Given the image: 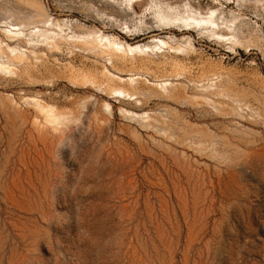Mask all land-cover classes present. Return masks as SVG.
Masks as SVG:
<instances>
[{
    "label": "rangeland",
    "instance_id": "1",
    "mask_svg": "<svg viewBox=\"0 0 264 264\" xmlns=\"http://www.w3.org/2000/svg\"><path fill=\"white\" fill-rule=\"evenodd\" d=\"M137 1L141 13L154 10L157 0ZM174 1L205 11L216 2ZM262 2L261 11L251 7L243 14L244 28L256 29L261 38L250 37L251 43L236 53L195 35L193 70L185 79L178 75L187 72L188 60L171 54L118 66L117 77L110 79L102 76L105 59L71 46L63 55L40 52L38 62L29 56L27 65L40 70L48 63L53 71L38 73L41 88H30L39 82L22 66H16L13 82L0 79V264H264ZM10 3L24 13L32 4L40 6L55 22L103 31L131 44L141 38L115 32L116 20L128 22L132 30L145 27L136 16L95 0ZM103 14L109 17L104 22ZM72 62L86 76L94 73L87 78L98 75L91 79L103 85L100 92L125 88L143 103L167 82V99L135 109L94 91L76 92L81 80ZM177 63L180 69L171 66ZM132 77L139 78L138 88L116 79ZM194 81L199 90L212 86V92H223L227 102L215 94L189 92ZM57 82L60 86L52 88ZM181 87L187 92L171 97ZM33 97L54 104L67 119L57 128L45 125ZM122 109L149 118L131 121Z\"/></svg>",
    "mask_w": 264,
    "mask_h": 264
},
{
    "label": "bare ground",
    "instance_id": "2",
    "mask_svg": "<svg viewBox=\"0 0 264 264\" xmlns=\"http://www.w3.org/2000/svg\"><path fill=\"white\" fill-rule=\"evenodd\" d=\"M95 1L118 10L120 14H125L133 17L136 16V19H140V22L142 24H145V27L143 29L132 30V27L128 22L122 23L121 21L119 22L118 20H116L119 24L115 32L121 30L120 32L123 35L129 36L134 40L141 38V40L131 44L128 41L126 42L124 40L121 41L118 38H112L109 35L103 33V31L94 32L88 29L82 31L83 26H81L80 28V25L75 27L72 23L70 24L69 22H55V20L52 19L51 15L48 12L44 11V8H40V6L36 7V5L32 4L27 13L16 10L14 8L15 6L13 7V4L10 3V0L7 1V5L0 4V11L3 12L2 14L4 15V17L0 19V30L2 31L0 33V79H5L6 81L8 80L13 82L15 76H17L18 78L16 66H22V68L25 70V74L27 72V75L33 78H37L38 73H40L41 71H45L44 73H48V71L49 73L53 72L50 71L52 69L49 68L48 63L47 65H45L46 63H42L43 65H40V70H36L35 68L27 65L29 56H34L35 60L37 59L38 62L39 58H41L40 56H38L40 52L48 51L52 56H57L65 52V47L69 48L70 46L71 49L73 47L74 49H76L74 51L79 52H87V50H91L89 54L90 56L105 59L108 64L105 65L106 75L104 73V75L102 76L108 77L110 79H114L112 77H117L113 73V71L117 69L118 66L126 67L130 64V62H133L140 57L145 59L152 58L158 55L166 56L167 54H171L172 56L178 58L182 57L184 61L188 60L189 63L186 62L188 64L184 65V67L189 69L187 70V72H185L186 70H184L185 74L181 72L182 74L180 73V75H178L179 78L185 79L188 78L190 74H192L193 70L194 64L191 63V65L190 62H192L193 55L197 51L196 44H193L195 42V35H197V37H199V39H201L202 41L207 40L210 42H215L218 45L226 47L228 46L229 49H231L232 51H236V53H238L239 50H243L244 47L247 46V43L249 41L251 43V40L249 39L250 37L255 36V39L256 37L257 39L261 38L259 31H257L256 29L247 30L244 28L243 21L245 20V18H243V14L251 7H254L255 10L261 11L263 0H215V6H211L212 8L210 7L206 11L199 6H192L189 3H184L183 1H181V3L176 1V3L174 0H157L155 1L156 3L153 2L155 3L154 10L152 9L151 12H149L150 9L145 8L141 13H138L136 9V5L138 3L137 0ZM226 5H228V7L234 6V8H236V11H229V8ZM140 7H142V4L140 5ZM106 14H103V16H101V21L104 22L105 19L109 18ZM113 20H115V18ZM147 21H151L152 25H147ZM177 33L180 34L183 38L177 39ZM146 39L149 41L143 43V40ZM71 49H69V52H71ZM73 64H75V66L72 67V70L76 74H78V76L85 75V78L82 77V79L78 78V76L76 75L78 81L81 80V83L79 84L83 85L85 83L84 87H80L81 85L79 87H76V89L74 90L76 92L86 94L94 91L101 99L108 97L109 99L119 101L123 106H134L135 109H143L148 103H154L155 101L161 100L165 101V99H167L165 98V93L171 85L167 82H162L159 85V87H161V89L163 90L159 94L160 97H158L159 95H157V93L152 90V94L150 93V96L146 94L147 97L145 99V102L143 103L139 100L138 97L135 98L136 93L132 94L131 91L124 90L125 88H114L112 89L111 94L107 93V91L105 90L103 92H100L104 89L102 88L103 85H101L99 81H97V84L95 80H92L94 77H88L89 79L87 78V76H91L92 71H89L90 73L88 74L90 75L87 74L86 76V70L77 68L76 62ZM166 64H155L150 68V70L152 68L156 70H159L163 67L166 68L167 66H169V64ZM177 64L179 65L171 66L178 68L180 66V63ZM82 67L86 68L87 66ZM180 68L181 67H179V69ZM68 69L69 68H67V70ZM74 72L72 73L74 74ZM71 76L75 77V74ZM38 78L34 80L36 81L38 80ZM116 79H121V82H126L128 85L132 84L131 86L135 85L137 88L139 87L137 86V80L139 79H137V77ZM29 80H31V78ZM34 80L30 83H34ZM39 80V83L37 85L32 84L33 86H31L30 88L36 89L44 86L43 84L39 85L40 82H42L41 80ZM74 80L78 82L75 78ZM76 85L78 86L77 83ZM98 85H101L102 87ZM59 86L60 84L57 82L56 85H52V88L57 89ZM198 87L201 86H199L198 83L196 84V82L193 83L188 88L189 92L196 94H201L204 92L211 95L215 94L218 95L221 100L226 101L227 95H222L224 93L220 91L216 92L214 90L215 92H212V86H204L202 87L203 89L200 90L198 89ZM173 92L174 94L171 95V97L176 98L186 93L187 88L181 87L178 89H174ZM167 97L169 98V96ZM29 100L27 99L28 102H30ZM33 101L35 102V107L33 108L37 111V117H42V121L45 123V125L57 128V126L60 125L61 120L64 119L65 116L67 119L66 114L64 115V113H58L60 111L56 110L57 107H54V104L49 105L47 103L48 105H43V103H41L39 99H34V97ZM105 109L108 112L109 110H111V106L107 103V105L105 104ZM122 114L127 119L129 118L131 121L137 118H149V116H138L135 113L130 112L128 109H122ZM192 119L199 120V117L193 114ZM42 121L40 123H42Z\"/></svg>",
    "mask_w": 264,
    "mask_h": 264
}]
</instances>
